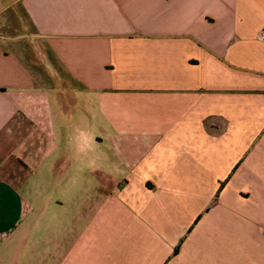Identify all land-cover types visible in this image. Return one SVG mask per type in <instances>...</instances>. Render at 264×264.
<instances>
[{"label":"crops","instance_id":"obj_1","mask_svg":"<svg viewBox=\"0 0 264 264\" xmlns=\"http://www.w3.org/2000/svg\"><path fill=\"white\" fill-rule=\"evenodd\" d=\"M264 0H0V264H264Z\"/></svg>","mask_w":264,"mask_h":264},{"label":"built area","instance_id":"obj_2","mask_svg":"<svg viewBox=\"0 0 264 264\" xmlns=\"http://www.w3.org/2000/svg\"><path fill=\"white\" fill-rule=\"evenodd\" d=\"M256 37L259 41L264 43V26L257 31Z\"/></svg>","mask_w":264,"mask_h":264}]
</instances>
